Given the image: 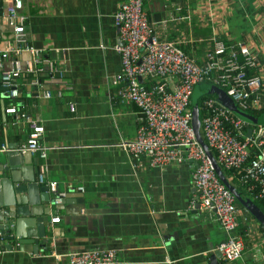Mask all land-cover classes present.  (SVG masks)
I'll list each match as a JSON object with an SVG mask.
<instances>
[{
  "label": "crops",
  "instance_id": "0c3cea01",
  "mask_svg": "<svg viewBox=\"0 0 264 264\" xmlns=\"http://www.w3.org/2000/svg\"><path fill=\"white\" fill-rule=\"evenodd\" d=\"M11 1L0 0V51L18 46L20 50L11 51L10 57L20 60L22 71L14 80L16 96L0 88V144L17 147L26 142L29 124L16 113L28 112L44 127L39 141L47 154H31L26 173L37 184L47 185L45 196L53 198L48 187L53 179L65 195L57 204L40 200L34 207L38 214L26 217L46 216L45 245L37 251L14 247L0 251V264H68L69 252L94 249H114L118 264H209L226 232L212 211L189 206L196 197L192 162L151 166L142 157L135 164L118 145L121 138L135 136L141 121L136 104L115 96L120 56L114 48L119 40L114 14L121 0H22L19 12L26 21L19 40L5 17ZM218 1L228 8L229 15L222 12V16L229 36L249 39L254 18L264 15L263 8L256 0L250 5L242 0ZM234 1L247 25L240 26ZM218 7L215 0H144L152 22L173 17L169 38L181 32L186 38L210 33L219 24ZM208 8L213 10L212 18ZM25 44L38 48L39 54L34 56ZM181 45L201 59L203 47L198 42ZM36 57L41 62H35ZM47 57L57 67L53 76ZM9 66L10 60L5 61L4 67ZM35 80L52 95L43 96ZM12 106L14 112L8 110ZM258 120L264 122V110ZM250 218L253 229L258 228L255 218ZM22 228L27 232L30 227ZM215 262L261 264L260 250L247 239L239 258L221 256Z\"/></svg>",
  "mask_w": 264,
  "mask_h": 264
},
{
  "label": "built area",
  "instance_id": "2783aa9c",
  "mask_svg": "<svg viewBox=\"0 0 264 264\" xmlns=\"http://www.w3.org/2000/svg\"><path fill=\"white\" fill-rule=\"evenodd\" d=\"M256 1L264 12V0ZM215 3L220 11L219 24L214 25L210 33L186 38L181 32L169 38L167 28L173 17L152 22L144 8V0L119 2L114 14L119 41L114 48L120 56V70L115 75L120 86L115 96L136 104L141 121L135 136L121 138L118 145L135 164H139L142 157L151 166L190 160L191 182L196 189V197L189 206L210 210L219 220L226 232L225 240L217 246L222 256L228 260L239 258L247 239H250L257 243L260 261L264 264V226L255 219L258 228L253 229L250 218L253 215L237 201L231 189L215 172L195 135L190 106L193 87L199 81H210L225 90L238 111L213 95L205 96L198 106L200 134L221 168L233 171L226 176L227 180L235 178L237 183L244 185L250 198L264 201V122L258 119L254 122L239 114L242 111L250 114V111L264 110V15L254 18L249 39L233 38L229 36L225 17L222 16V12L225 16L229 15L228 8L221 7L218 0ZM22 4V0H12L5 11L17 40L24 33L26 21L25 14L19 12ZM208 13L212 18L211 8H208ZM191 27L190 31L194 33V26ZM186 42H198L203 47L200 60L182 47L181 44ZM23 47L34 56L39 54V49L34 46L25 44ZM19 50L16 46L0 51V82L7 86L10 97L18 94L14 80L22 71L20 60L10 55L11 51ZM7 60H10V66L4 67ZM34 60L41 62L37 57ZM45 61L50 76H53L56 64L49 57ZM58 71L62 76V72ZM35 82L43 88V96L52 95L49 89H44L40 80ZM56 94L60 96L61 92ZM70 109H74L72 104ZM8 110L14 112L15 108L12 106ZM16 114L24 118L30 128L26 142L16 148L45 157L46 146L39 141L43 125L37 124L28 112L17 111ZM7 148L5 143L0 144V150ZM48 187L54 202L61 203L65 191L58 189L57 180H50ZM79 189L83 190V186L80 185ZM52 219L56 220L58 216ZM241 223H244L243 227H240ZM66 256L68 264L119 263L114 249L73 251ZM55 257H60V254H55Z\"/></svg>",
  "mask_w": 264,
  "mask_h": 264
},
{
  "label": "water",
  "instance_id": "95a60500",
  "mask_svg": "<svg viewBox=\"0 0 264 264\" xmlns=\"http://www.w3.org/2000/svg\"><path fill=\"white\" fill-rule=\"evenodd\" d=\"M118 30V26H117ZM119 41V40H118ZM0 88L7 90V86L0 83ZM222 102L238 111L228 96H224ZM249 119L256 122L257 118L248 114ZM195 135L203 145L215 172L219 178L231 189L237 201L249 209L253 217L264 226V211L249 197L239 194L235 185L230 183L221 166L216 161L212 151L208 147L200 134L199 110L196 102L192 103L191 119ZM0 157V251L25 249L37 251L46 243V228L44 221L46 216L40 215L34 219H27L31 213L38 214L35 205L40 200H48L54 203V199L45 196L47 185H39L34 181L33 175L26 173V167L31 164L33 157L29 151H20L14 145L1 151ZM56 204V203H55ZM20 215V216H19ZM23 224L29 225V230L25 232ZM226 238V233L222 241ZM222 256V251L214 249L210 254L209 264H215L216 259Z\"/></svg>",
  "mask_w": 264,
  "mask_h": 264
},
{
  "label": "rangeland",
  "instance_id": "374dc122",
  "mask_svg": "<svg viewBox=\"0 0 264 264\" xmlns=\"http://www.w3.org/2000/svg\"><path fill=\"white\" fill-rule=\"evenodd\" d=\"M242 1L245 3V5L246 4L250 5V0H242ZM233 3L235 4V9L233 10V12L238 13L240 16V26L247 25L248 20L242 19L241 11H240V7L238 5V2L234 1ZM248 8H250V6ZM248 8H246V9H248ZM233 28H236V27H233ZM260 33H262V32H260ZM208 95H213L222 101L223 97L226 96V92L223 88L217 86L216 84H213L210 81H206V80L199 81L194 85L193 90H192V94H191L192 103H194V102L197 103V101L198 102L201 101L202 97L208 96ZM235 105H236V103H235ZM242 112H240L239 114L243 115L245 118L249 119L248 113L247 112L242 113Z\"/></svg>",
  "mask_w": 264,
  "mask_h": 264
},
{
  "label": "trees",
  "instance_id": "16d2710c",
  "mask_svg": "<svg viewBox=\"0 0 264 264\" xmlns=\"http://www.w3.org/2000/svg\"><path fill=\"white\" fill-rule=\"evenodd\" d=\"M205 97V96H204ZM204 97H202V99L204 98ZM201 99V100H202ZM200 102L201 101H197V105L198 106H200ZM190 106L192 107V100L190 101ZM261 112H262V110L261 111H250L249 113L250 114H252L254 117H256L257 119H259L260 118V115H261ZM200 113V112H199ZM222 170H223V172H224V174H225V176H229L230 174H232L233 173V171L232 170H228V169H225V168H222ZM227 178V177H226ZM229 182L230 183H232L233 185H235V188L237 189V191L239 192V194L241 195V196H244V197H249L248 195H245L246 193H245V188H244V185L243 184H239V183H237V181H236V179L235 178H233L232 180H229ZM250 198V197H249ZM251 199H252V197H251ZM260 208H261V210H263L264 211V201H262L261 199H252Z\"/></svg>",
  "mask_w": 264,
  "mask_h": 264
}]
</instances>
